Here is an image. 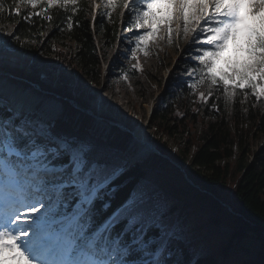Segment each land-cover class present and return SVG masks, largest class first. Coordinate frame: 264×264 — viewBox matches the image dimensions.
<instances>
[{
	"label": "snow or ice",
	"instance_id": "1",
	"mask_svg": "<svg viewBox=\"0 0 264 264\" xmlns=\"http://www.w3.org/2000/svg\"><path fill=\"white\" fill-rule=\"evenodd\" d=\"M92 3L109 9L103 13L108 17L117 8L126 9L129 31L148 24L150 31L134 33L139 43L129 49L132 59L137 50L147 54L149 37L161 26L170 43L173 35L194 33L189 51L196 53L198 64L192 66L190 75L196 79L190 89L222 87L225 103L237 89L264 97V0ZM21 4L39 6V11L22 14ZM245 8L251 10L252 24L241 16ZM12 9L25 20L35 15L52 21L59 13L50 14V9L75 12L80 0H12L10 14ZM4 12L5 0H0ZM120 175L119 167L94 159L88 145L57 134L48 121L0 118V264H181L169 254L180 251L182 237L154 210L146 190L138 188L112 207L109 192ZM68 205L72 212L55 219Z\"/></svg>",
	"mask_w": 264,
	"mask_h": 264
},
{
	"label": "trees",
	"instance_id": "2",
	"mask_svg": "<svg viewBox=\"0 0 264 264\" xmlns=\"http://www.w3.org/2000/svg\"><path fill=\"white\" fill-rule=\"evenodd\" d=\"M11 3L12 0H5L0 26L4 29L12 27V45L26 52L40 49L44 56H56L65 67L75 68L91 82L100 79L102 46H112L119 29L128 21L126 9L120 8L111 17L96 15L91 18L90 0H80V10L75 12L50 9V14L59 13L52 21L35 15L25 20L15 16L14 9L10 14ZM19 10L22 14L35 13L39 6L31 10L29 5L21 4ZM121 11L125 12L124 16L120 15ZM69 23L71 28H68ZM95 34L101 38L99 45ZM65 40L74 44L69 53L63 48ZM15 77L20 78L25 86L39 83L37 75L22 70ZM39 84L52 96H60L64 105V113L52 125L53 130L75 141L82 140L90 147L94 159L124 169L109 192L112 207L124 197L135 194L138 188L149 193L154 210L163 214L172 229L182 237L181 259L177 261L182 260L183 264L185 261L190 264H264V143L256 151L248 145L254 136L253 128L264 135V97L257 99L251 90L237 89L232 100L225 103L222 87L206 88L202 85L204 99L196 103V114L182 118L176 116L175 123L167 128L164 122L172 113L164 109L157 117L161 121L155 122L156 128L172 139L174 131L179 133L187 146L174 150L155 139L153 144L167 158L154 154L142 163L128 165L125 154L128 141L124 143L119 139L115 133L118 128L113 127V133L106 137L108 141H104L88 131V116L83 122L69 123V117L75 113L69 102L73 99L71 93ZM76 103L80 107L86 106L79 99ZM196 116H205L209 120L200 132L192 133L190 126ZM126 136L130 137L128 133ZM191 143H196L194 151L189 146ZM234 149H237L236 155ZM248 153H252L250 162L246 157ZM169 159L175 160L180 167L173 166ZM251 237L259 242L258 250L252 256L249 249L239 246L242 240ZM177 252L170 253L169 258L175 261Z\"/></svg>",
	"mask_w": 264,
	"mask_h": 264
},
{
	"label": "rangeland",
	"instance_id": "3",
	"mask_svg": "<svg viewBox=\"0 0 264 264\" xmlns=\"http://www.w3.org/2000/svg\"><path fill=\"white\" fill-rule=\"evenodd\" d=\"M90 2L92 5L91 18L95 15L108 17L103 15V13L108 12L109 9L103 6L94 8L92 0H90ZM96 3H100V0H96ZM29 8L35 10L32 9L30 5ZM119 11L120 9L118 8L112 11L111 16ZM153 11L157 10L153 9ZM160 15H163V13H160ZM249 15L251 16L250 13ZM250 21V23L254 22L252 16ZM126 25L128 27V21ZM124 27L126 26H121L119 29L116 41L112 46H102L100 79L98 82H91L75 68L65 67L56 56H44L40 49L36 52H26L12 45V27L4 29L0 26V73L4 72V76H13L15 82L23 85L21 80H15V78H18L15 77L16 73L22 70L29 75H37L39 83L43 84L44 87L61 89L62 92L71 93L74 102L78 99L83 101L86 105L84 109L92 113L93 116L98 119L95 120L89 117V120H91L89 122L91 123L90 126H94L95 129L99 127L97 134L102 133L101 129H107L105 132L111 134L108 129L109 120L117 126L119 131H115V133L124 143L128 141L126 136L127 132H133L135 134L137 130H142L146 134L145 139L149 143L151 142V144L155 139H160L174 150L185 148L187 146L186 142L184 143L179 133H175L174 131V133H172L174 138L172 139L158 130L155 126V122L161 121L160 119L158 120L157 117L160 116L162 110L166 109L172 114L168 117V121L164 122V126L170 128L175 123L173 119L176 116L182 118L186 116L189 117L191 114H196L195 105L203 100L201 99L202 85L191 89L189 88V85L196 79L195 74L190 75V73H192V66L197 65L198 61L195 59L196 53L189 51L191 44L186 46V43L188 40H192L195 34L190 33L187 36L181 34L179 37L173 35L170 43L165 27L161 26L159 32L155 36L149 37L147 42V54H145L144 51L137 50V59L134 60L129 51V49L134 48L137 43H139L134 33L140 34L142 30L146 33L151 29L148 24H144L140 29L133 27L132 31H125ZM156 27V24L152 25V28ZM172 27L176 28V23H173ZM94 37L97 45L101 44L100 36L95 34ZM64 43L66 45L63 47L64 51L68 53L72 51L74 44L68 40H65ZM229 46L231 47V40L229 41ZM118 49L124 52V59L118 60L116 57L112 59L111 55H114ZM1 52H7L8 54L5 56L10 59L3 58ZM14 55H19V57H16L17 60L11 62V64L7 63L8 61H13ZM240 55L242 56L243 54L241 53ZM33 85L35 86L36 84ZM22 89L25 91L28 90L25 88ZM183 89L185 93H183ZM36 97L39 101L34 103L33 107L39 108L42 105V100L39 96ZM5 98L6 96L0 93V99L2 100H0V103H2V105L6 104L7 106V100ZM57 104L59 105V102ZM60 105L62 106L61 101ZM148 105L151 106L149 111L147 110ZM8 109L12 110L11 107L7 106L3 112H8ZM72 109H74V107ZM71 111L75 113L72 117H69V123H74V121L78 123H80V121L83 122V115L85 114H82L83 112H80L81 110L78 111L74 109ZM56 115L57 113L54 114V116ZM17 116L18 114L15 115V117ZM200 117L201 116H196V120L191 124L190 127L193 129L192 133L200 132L203 128V124L208 123L207 121L209 119L207 117ZM19 118L25 119V117L22 116H19ZM48 122L52 125V121ZM105 124L108 125V128ZM102 125H104L103 128ZM92 130L89 129V131ZM255 130L256 128H253L255 137L253 136L248 142L252 151H256L264 143V135L257 133ZM135 135H137V133ZM101 136L104 135L101 134ZM129 139V143H126L128 152L125 154L128 157L135 148L133 155L137 157L138 148L134 146V148H132L130 144L132 141L131 136ZM79 142L84 143L82 140ZM189 146H191V151H194L196 143H191ZM130 150L132 151L131 153H129ZM234 152L236 155L237 149H234ZM151 155L152 154H146L141 156L136 162L144 161V159H148ZM246 157L248 162L252 161V153H248ZM169 160L173 166L178 167L175 160ZM185 166H183V168H185L188 173V169ZM152 168L155 169V167ZM186 178L185 179L190 184L194 185L188 177ZM44 211V208L41 207L40 212L44 213ZM223 232H226V229H223ZM239 246L249 249L250 255L252 256L258 250L259 242L254 237H251L242 240ZM180 253L181 251L177 252L175 261L181 259ZM180 262L183 264L182 260Z\"/></svg>",
	"mask_w": 264,
	"mask_h": 264
},
{
	"label": "bare ground",
	"instance_id": "4",
	"mask_svg": "<svg viewBox=\"0 0 264 264\" xmlns=\"http://www.w3.org/2000/svg\"><path fill=\"white\" fill-rule=\"evenodd\" d=\"M249 13L251 14V10H249L247 8H245L243 10V14L245 15L246 20L251 19V16L252 15L250 16ZM249 22H251V21L249 20ZM143 33H144V30H142L140 34H143ZM192 40H193V38H192ZM192 40H188V42L186 43V46H189L190 44H192L191 43ZM1 54H2V57L3 58L10 59L9 57L5 56V55L8 54L7 52H1ZM16 57H19V55H14L13 61L11 60V61H8L7 63L11 64V62H15L17 60ZM111 57H112V59H114L116 57L118 60L119 59L121 60V59H124L125 58V55H124V52L123 51H121V50L118 49L117 52L114 55H111ZM0 77H1V75H0ZM2 79H4V78L3 77L0 78V93L2 95L6 96L5 99L7 100L6 101L7 102V106L12 108V110H10V111L13 114H15V115L18 114V116H19V114H22L20 116L25 117V119H28V118H37V119H42V120H45V121H51V116L54 115V114H56V113L59 115L60 118L63 115L64 109L60 110L59 105L56 104V103H54V102H52L51 99H49L47 97H44V96H42L40 94H36L35 95L33 93L35 91H30V90H26L25 91V90H23L21 88V85H14V84L12 85V84H10V82H7V81L4 82V81H2ZM31 90H34V89H31ZM36 96H39L41 98V100H42V105L39 108H34L33 107L34 103H36V102L39 101V99ZM150 109H151V106L148 105L147 106V110L149 111ZM35 112H36V114L37 113H40L42 116H39V115H35L34 116ZM80 112H82V111H80ZM56 117H57V115L54 116V118H56ZM83 117H85V115H83ZM106 126L108 128V125H106ZM103 127H104V125H102V128ZM113 127L114 128H117L116 125L109 124V128L108 129H109V131L111 133H113V131H114L113 130ZM89 129L90 130L93 129V130L92 131H89ZM89 129H88V131L90 133H93V134H95L97 136H100L102 138V140H104V141L105 140L108 141V139H106V137L109 136L110 133L109 132H107V133L105 132V131H107V129L106 130L105 129L104 130L101 129V132L102 133H100V134H97L98 133L97 130L99 129V127H96V129H95V127L91 125L89 127ZM137 131H136V133H137V137L136 138H137L138 142L135 141L134 139H131L132 141H131L130 144H131V147L132 148H134V147L138 148V152H137L138 156L137 157H134V155H133V153L135 151V148H134L133 149V152L131 153V155L130 154L128 155L131 159H133V160H129V164L135 163L136 162L135 160L138 161L141 156H144L146 154L147 155L148 154H152V155L155 154L153 150L148 149L147 146L145 145L148 142L145 139V137H146L145 132H143L142 130H137ZM101 134H103L104 136H101ZM129 138H128V143L130 141ZM139 148H140V150H139ZM10 264H13V262L10 261Z\"/></svg>",
	"mask_w": 264,
	"mask_h": 264
}]
</instances>
